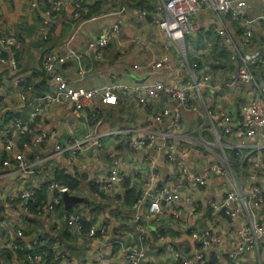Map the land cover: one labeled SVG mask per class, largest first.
I'll use <instances>...</instances> for the list:
<instances>
[{
	"label": "built area",
	"instance_id": "2783aa9c",
	"mask_svg": "<svg viewBox=\"0 0 264 264\" xmlns=\"http://www.w3.org/2000/svg\"><path fill=\"white\" fill-rule=\"evenodd\" d=\"M96 1L53 0L43 20V39L48 40L50 31L57 29L56 19L62 11L71 9L73 18L85 20ZM146 1L154 5L139 7L138 18L142 23L149 21L154 31L161 33L164 43L160 55L150 64L157 70H173L170 56V44L173 43L182 52L178 69L187 74L180 82L157 80L133 85L118 82L94 90L74 87L55 74L54 67L74 58L82 60L83 53L73 49L64 53L55 47L45 54L42 62L45 72L53 75L54 88L44 95L32 97L26 89V77L19 73L21 41L0 35V66H9L14 80L8 88L15 92L17 99L13 107H4L2 96L11 92H1L0 86V179L22 178L20 184H11L0 190V202L6 200L7 212L13 204H17L15 210L19 211L18 218L8 222L5 217L0 221V224L15 229L12 237L0 243V249L10 251L15 264H47L48 253H53L52 264H248L249 260L264 264V221L261 219L264 213V84L255 74V68L264 65V55L247 53L244 48L252 44L255 25L261 19L246 16L249 6L246 0ZM118 2L108 0V6L113 9ZM129 10L124 5L112 10L110 14L117 16V20L88 41L87 51L94 53V59H101L104 50L121 34ZM208 11L220 19L227 17L244 31V39L238 46L223 22L216 27L221 45L231 49L233 58L237 57L239 63L238 72L224 82L207 72L206 56L190 57L187 51V38L200 26L198 16ZM133 42L145 50L150 48L139 36L134 37ZM209 48L212 58L217 56L218 51ZM134 68L138 69L140 65L135 64ZM163 95L175 103L173 107L166 105L155 114V120L160 123L170 118L167 132L159 135L157 131H148L127 141L133 152L153 150L145 160L148 170L134 168L135 171L122 172L121 157L113 153L110 171L98 174L85 188L79 185L72 189L55 180V172L67 173L68 162L77 160L81 152L87 148L97 151L120 133L101 132L97 124L81 138L72 137L55 143L54 149L49 151L48 146L54 138L47 130L39 129L37 123L48 119L54 103L82 112L96 100L101 104L117 105L125 98L137 106H144L160 100ZM221 101L239 102L241 118L235 120L230 112L221 110L218 114L208 107V103L219 106ZM14 111L26 115L12 117ZM184 112L200 114L204 121L208 119L210 127L207 129L211 133H204L203 126L198 128L199 133H185ZM160 136L163 144L158 147ZM214 139L224 149L217 151L213 148ZM162 148L169 151L171 176L179 180L176 184L167 183L156 171L158 153ZM228 150H236L238 157L234 158ZM207 158H210L207 162L202 160ZM219 177L227 181L223 186L224 196L206 203L205 209L210 216L207 217L208 225L201 229L195 215L204 203L201 197L189 193L183 183L202 190ZM140 184L142 189L136 190L138 199L127 203L126 191L136 189L135 185ZM65 193L83 197L85 201L66 209ZM87 194L90 195L89 202L86 201ZM163 202L168 206L167 210ZM145 203L148 204L146 211L143 210ZM223 208L232 223L220 214ZM166 213L174 219L185 216L184 227L188 231L191 229L187 234L192 246L188 255L172 243L163 242L162 254L156 255L147 245L146 225L160 221ZM125 218L130 219L133 228L130 225L121 231V225L117 224ZM222 220L228 224L225 229L233 235L228 247L216 232L223 227ZM86 222H91L88 229L84 227ZM63 223L68 231L64 240L59 238ZM33 229H39V234L32 237L30 232ZM216 245L224 246L216 248L218 253L221 250L219 256L212 251ZM41 247L45 248L43 253L35 251L26 262L20 259V250ZM249 256L252 258L248 259Z\"/></svg>",
	"mask_w": 264,
	"mask_h": 264
},
{
	"label": "crops",
	"instance_id": "0c3cea01",
	"mask_svg": "<svg viewBox=\"0 0 264 264\" xmlns=\"http://www.w3.org/2000/svg\"><path fill=\"white\" fill-rule=\"evenodd\" d=\"M53 0H0V35L17 38L21 41L19 48V66L20 74L26 77V89L29 96L44 95L51 92L54 88L53 75L45 72L42 62L46 53L55 47H59L61 52H66L68 49H73L83 53L82 60L77 58L68 60L64 64H57L54 67L55 74L61 75L64 80L74 87H84L89 90L102 89L110 84L122 82L128 85L138 83L155 82L163 80L165 83L173 81L180 82L186 77L185 72H180L178 66L181 60V51L173 43L170 44L172 69H154L150 64L154 58H157L164 43L161 33L154 31L153 26L149 21L141 22L138 18L137 9L140 7V0H119L118 4L112 7L108 6V0H97L93 5L95 19L77 20L72 17V10L67 9L62 11L56 19L57 29L50 31L49 39H43V20L46 18V11ZM248 8L246 16L251 19H261L255 25L254 39L252 44L244 47L247 53H260L264 55V0H246ZM36 6H34V5ZM130 8L125 15L127 23L130 25L125 31L117 36L112 44L104 50L103 57L99 60L94 59V53L87 51L88 41L95 35H99L104 28L111 25L108 24V19L114 17L111 15L112 10H117L121 6ZM107 9V12H103ZM111 13V14H110ZM106 24L98 30H92L89 35L80 34L84 26L99 19H105ZM200 26L196 33L188 37L186 40L187 51L190 57L196 55H205L208 61L207 72L211 75L219 77L221 82L228 80L238 72L239 63L237 57L233 58L234 53L226 46H219V39L216 34V27L223 22L233 34L234 40L238 46L241 45L244 39L243 28L238 27L236 23H231L226 17L220 19L213 12L201 13L198 16ZM82 21V22H81ZM139 29V30H138ZM141 37L150 45L148 50L135 44L133 38ZM189 39H192L190 42ZM221 44V43H220ZM218 47L217 56L213 57L209 47ZM212 48V49H213ZM205 52V53H204ZM227 53V55H224ZM139 64L140 68L135 69L134 65ZM211 64H222L223 68L212 69ZM229 64V66H228ZM218 71V72H216ZM255 74L260 83L264 84V65L260 64L255 68ZM35 84L38 91L30 86V82ZM9 66H0V86L3 90H10L11 93L2 96V104L4 107H13L17 104L15 92L8 88V85L13 82ZM29 89H33L31 92ZM34 91V92H33ZM5 93V92H4ZM166 105L173 107L175 103L163 95L160 100L149 102L144 106H137L131 99H120L119 104L109 105L101 104L97 100L86 107L82 112H75L72 108L66 107L64 104L54 103L48 119L44 123H37L39 129L47 130L54 138V141L48 146V150L54 149L55 143L65 142L72 137L81 138L89 130L93 129L97 124L101 132L115 131L120 133L111 138L109 143L97 149V151L87 148L86 151L78 155L77 160L69 161L66 166V172L71 175H83L80 185L82 188L88 186V181L94 179L98 174H106L110 171L111 156L113 153L121 157L120 170L122 172L135 171L134 168H143L148 170L146 158L153 153L152 149L144 151H132L127 144L131 137H141L148 131H157L159 135L167 132L169 128L170 118L160 123L155 120V114ZM208 107L215 113L220 114L221 110L230 112L232 117L237 120L239 111V102L221 101L219 106L213 103H208ZM184 121H186L185 133H199L198 128L204 127V133H211L205 126V121L200 114L184 112ZM80 133V137H78ZM83 133V134H82ZM208 135V134H207ZM236 136V135H233ZM162 136L158 139V147L163 144ZM120 140L117 142L116 140ZM92 150L93 154L87 158V153ZM192 153H195L192 150ZM97 154V155H96ZM168 154L165 148L160 149L157 157L156 171L161 176V179L169 184H176L179 180H175L171 176V167L168 161ZM196 154V153H195ZM197 154H199L197 152ZM197 157H199L197 155ZM200 158V157H199ZM210 158L202 159L205 162ZM177 178V177H176ZM20 176L7 177L0 179V190H4L6 186L11 184L18 185ZM263 180V179H262ZM261 180V182H262ZM224 178H214L208 188L197 189L190 183L186 184V190L195 197H201L204 205L201 211L196 216L198 226L202 229L208 225L207 217L210 216L209 211L205 209V205L210 200L221 199L224 196ZM264 184V180L262 182ZM136 190L142 189V185H135ZM154 188V186H153ZM152 188V189H153ZM6 201V200H4ZM0 202V221L8 218H18L19 211L15 210L17 204L11 205L10 212H7L5 202ZM3 204V205H2ZM148 204L145 203L143 210L146 211ZM167 210L168 206L163 205ZM106 213V211H105ZM264 218V213H263ZM130 219L125 218L117 225H121V231H125L131 225ZM223 227L216 229V232L224 238V244L228 247L232 244V233L228 232L227 222L223 221ZM185 216L180 219H174L170 213L162 215L158 222L148 223L147 236L150 250L156 254H162L163 242L172 243L175 247L184 254L188 255L191 252V240L188 239L191 229L188 231L184 227ZM124 225V226H122ZM220 226V225H219ZM133 224L131 225V229ZM30 232V231H29ZM28 232V233H29ZM15 234V229L6 227V224H0V243L7 241ZM39 229H33L30 235H38ZM68 236L67 225L63 223L59 238L66 239ZM164 239V240H162ZM125 240V239H124ZM126 241V240H125ZM216 248H224L223 245L212 247V251L219 256L221 250ZM252 258L251 256L248 259ZM0 262L3 264H15L14 257L10 251L0 249ZM257 261L249 260L248 264H256ZM259 264V262H258Z\"/></svg>",
	"mask_w": 264,
	"mask_h": 264
},
{
	"label": "trees",
	"instance_id": "16d2710c",
	"mask_svg": "<svg viewBox=\"0 0 264 264\" xmlns=\"http://www.w3.org/2000/svg\"><path fill=\"white\" fill-rule=\"evenodd\" d=\"M153 1H155V0H153ZM94 5H92L91 8L94 7ZM138 5L140 7H145L147 5L148 6H153L154 4L153 5L152 4H148V2L146 0H140V2H138ZM103 12H107V9L104 10ZM94 13L95 12H93V9H92V11L90 12V14L87 15V16H85L84 19H88V18H91L92 16H95ZM216 51H217V49H215L214 52H216ZM224 55H227V53H224ZM30 86L32 88H35V90L38 91L37 86L35 84H33V79H32V82H30ZM29 90L31 92L33 89H29ZM11 115H12V117H20V116H25L26 114H23L20 111H14V112H11ZM237 115H238V118L240 119L241 118L240 114L238 113ZM228 152L234 158H237L238 157V152L236 150H228ZM83 177L84 176H81V175H78V174H76V175H70V174H67L65 172H55V180H57L58 182H61L63 184L68 185L72 189H75V188H77L80 185V182H81V180H82ZM126 186L129 187L130 184L127 183ZM41 197H43V194H42ZM138 197H139L138 196V192L136 191L135 187H133L130 190H127L126 191L125 200H126L127 203H131V202L136 201L138 199ZM90 224H91V222H86L84 227L86 229H88L90 227ZM35 251H39V252L43 253L45 251V248L44 247L43 248L41 247V248H35L34 250H28V249L20 250L19 251V257H20L21 260H23L24 262H26L27 259H28V257H29V255L30 254H33ZM46 258H47V261H48L47 264H52V262H53L52 261L53 260V253H48V255L46 256Z\"/></svg>",
	"mask_w": 264,
	"mask_h": 264
},
{
	"label": "rangeland",
	"instance_id": "374dc122",
	"mask_svg": "<svg viewBox=\"0 0 264 264\" xmlns=\"http://www.w3.org/2000/svg\"><path fill=\"white\" fill-rule=\"evenodd\" d=\"M109 21H108V24L109 23H112V22H114V21H116L117 20V16H114V17H110V18H107ZM104 24H106V18L105 19H99L98 21H93V22H89V23H87L85 26H84V28H83V30L82 31H80V34H83V35H89L91 32H92V30H98L99 28H101V27H103V25ZM130 25L126 22L123 26H122V32H121V34L125 31V29L126 28H128ZM139 30V29H138ZM135 36H137V35H135ZM190 40V42H192V39H189ZM219 46L221 47V44L219 43ZM213 48V47H212ZM213 49H218V47L216 46V48H213ZM205 53V52H204ZM202 56H205L204 54L202 55ZM228 66H229V64H228ZM216 72H218V71H216ZM205 126L206 127H210V123H209V120L208 119H206L205 120ZM83 134V133H82ZM78 137H80V133H78ZM214 143H215V145L213 146V148L215 147L216 148V150L217 151H221V149H224L223 148V145L222 144H220L219 142H218V140L217 139H214ZM92 154H93V151L92 150H90L88 153H87V158H89L90 156H92ZM145 187V186H144ZM86 201H90V195L89 194H87L86 196ZM263 212H264V209H263ZM261 219H262V221H264V218H263V215H262V217H261Z\"/></svg>",
	"mask_w": 264,
	"mask_h": 264
},
{
	"label": "water",
	"instance_id": "95a60500",
	"mask_svg": "<svg viewBox=\"0 0 264 264\" xmlns=\"http://www.w3.org/2000/svg\"><path fill=\"white\" fill-rule=\"evenodd\" d=\"M225 19H226V17H225ZM211 67L213 70H215L217 68H223L224 65H222V64H211ZM63 200L65 203L66 209H69L70 206H74L77 203H81V202L85 201V199L83 197H80L77 195H70L68 193H65L63 195ZM162 204L165 205L166 203L163 202ZM220 214L222 215V217L226 218L227 222H229V223L233 222L232 218L227 214L226 208L221 209Z\"/></svg>",
	"mask_w": 264,
	"mask_h": 264
}]
</instances>
